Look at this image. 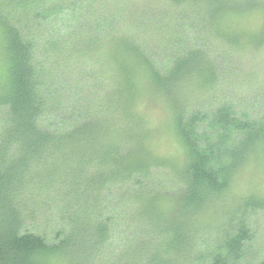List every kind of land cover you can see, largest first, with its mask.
Here are the masks:
<instances>
[{
    "label": "trees",
    "instance_id": "trees-1",
    "mask_svg": "<svg viewBox=\"0 0 264 264\" xmlns=\"http://www.w3.org/2000/svg\"><path fill=\"white\" fill-rule=\"evenodd\" d=\"M5 1L6 4L0 5V28L8 54L9 78L0 95V106L4 107L6 116L1 137L4 140L9 137L10 140L13 135L12 140L20 148V155L25 157L21 163L28 162L26 167L31 166L30 169L23 168V173L12 174L5 184L0 181V264H57L60 259H66L67 264H93V250L105 241L103 237L107 229L111 234V245L120 242L119 250L110 245L115 250L113 256H118L125 264H142L137 261L142 253L145 258L149 255L147 260L152 264H241L249 243L253 241L252 228L245 218L264 211V198L250 194L243 196V203L240 204L239 196L233 195L231 190L236 170L246 158L251 154L264 153V116H256L255 119L227 104L200 111H188L187 103L186 106L180 104L175 109L172 126L178 144L182 145L181 157L184 160H172L169 165L170 162H160L151 155L141 134L128 136V141L121 140L122 134L117 136V141L112 135L110 137L114 141L109 138L110 148L107 151L95 149L96 145L91 149L93 136L100 129L94 122L105 123L106 120L100 118L99 121L91 112L81 116L79 102L71 100L63 107L49 93V75L53 72L48 66L59 65L63 72H70V68L75 70L84 48L95 51L103 38L110 46L113 41H108V35L112 36L110 32L113 28L114 36L119 37L121 45L106 52L100 60L114 77L118 95L114 103L116 112L127 120L128 127L144 122L145 117L137 105L141 96L138 95L137 68H141L160 93L174 96L175 100L178 99L176 86L188 78L196 77L200 89L209 86L214 72L211 60L200 49L187 51L175 39L176 36L183 37L176 30L179 28L176 19L179 15L173 13L176 20L165 39V46L169 45L171 54L174 53L167 63L164 60L161 62L164 69L159 71L139 53L141 49L138 47L143 39L141 37H151L153 24L141 31L134 21L121 23L126 19H115V26L121 23V28L116 29L111 21L104 19L100 23L101 18L99 21L97 18L100 16L93 15L89 19L96 22L95 31L87 30L82 23L81 12L86 11L88 15L96 3L93 2L83 6L79 13L67 12L62 19V23L68 25L64 33L56 28L60 19L54 22L48 19L57 10L56 3L63 5L70 0ZM238 1L244 2V9L251 2L169 0L174 6L183 4L185 9L198 10L200 22L207 25V29L210 25L212 28L216 26L217 37L236 43L239 42L228 31L229 28L226 29L224 19L227 17L234 21L239 15L235 11ZM206 20L208 23H203ZM130 25L131 31H123ZM218 26L223 30H218ZM78 29L81 31L78 32ZM108 32V35L102 34ZM94 33L99 37L93 36ZM50 45L54 48L47 49ZM57 45L71 53L64 58L58 57V50L61 49H57ZM42 51L46 56L40 59ZM128 59H132V63ZM129 66H133L132 70ZM123 127L126 128L120 125V132L124 131ZM74 145L77 152L70 149ZM68 153L78 156L62 176L65 183H70L67 184L72 188V195L54 200L52 209L56 219L64 215L65 219H60L63 229L67 219L69 227L64 229L63 237L55 233L54 238L48 239L26 226L32 212L29 202L33 192L32 197L30 194L21 197L19 190L22 188L7 190L6 187L12 186V181L20 180V177L25 182L24 173L33 176L28 181L33 186L47 183L53 186L57 181L59 184V163H63V157ZM6 159H9L7 153L0 154V179L3 178L1 174L7 176L10 172ZM165 164L171 168L174 180H169V186L160 192H154L148 185L155 183L152 171L164 168ZM156 179L161 180L162 176ZM23 198L29 202L20 201L21 208L18 213L14 212V202ZM234 201L238 205L232 211L230 205ZM210 211L221 214L217 226L208 219L205 223L201 218ZM130 220L136 223L133 231ZM111 221L113 225L110 228ZM78 228H89L91 236L87 240L91 248L88 254H80L88 241ZM143 231L147 242H158V249L153 254L140 249L142 241L137 238L142 237ZM214 231L219 234L214 235L208 246L209 241H203L208 237L204 235Z\"/></svg>",
    "mask_w": 264,
    "mask_h": 264
},
{
    "label": "rangeland",
    "instance_id": "rangeland-1",
    "mask_svg": "<svg viewBox=\"0 0 264 264\" xmlns=\"http://www.w3.org/2000/svg\"><path fill=\"white\" fill-rule=\"evenodd\" d=\"M4 1L0 0V5L7 3V1ZM93 2L96 3L88 15H86V11L81 12L82 23L87 30L94 29L95 31L96 26L94 23L96 22L89 19L93 15L100 16L97 17L98 21L101 18L100 23L104 19L111 21L113 27L117 19H122V21L126 19L125 22L121 23H132L133 21L138 23L141 31L153 24L154 30L151 31V37H141L143 39L138 44V47L141 49L139 53L143 54L145 59L159 71L164 69L163 63L161 62L164 60L167 63L174 53L171 54L169 45L165 46V39L168 36V32L171 31L172 23L177 19L179 28H176V30L179 35L183 36L175 37L177 43L186 47L187 51L200 49V52H203L204 56L211 60L215 73L213 72L212 83L203 89H200V82L196 77L183 81L182 84L176 86L177 91L175 95L178 99L175 100L174 96H166L160 93L154 86V83L150 81L149 77L141 71V68H137L136 78L139 80L138 95H141L137 105L145 117H143L144 122L134 123V125L128 127L127 125L129 123L126 124L127 120L121 115L119 116L116 112L114 103L118 95L116 94L114 77L102 66L100 60L101 57L106 56V52L113 51L121 45L119 43L121 42L119 37L114 36V28L110 32L112 36L108 35L109 32L102 33L109 36V42L113 41L110 46L106 43L107 40L103 38V41H100L95 51H90L89 47L84 48V52H81L82 54L80 53L82 58L76 64L75 70L70 68V72H67L66 69L63 72L59 65L48 66L49 71L53 72L52 75H49V93L51 92L52 98L57 100V104L62 103L64 107L67 102L74 100L76 103L79 102V106L82 108L81 113H79L81 116H85V112H91L98 117V120L100 118L106 120L105 123L94 122L97 128H100V131L98 130L95 136H93L94 141L89 146L91 149L96 145L95 149L101 152L107 151L110 148V139L111 142L114 141L110 137L112 135H115V140L117 141V136L122 134L121 140L128 141V138H130L128 136L141 134L146 140L148 151L151 155L155 156L158 161L167 164L170 162L169 165H171L172 160L177 162L184 160L181 157V152L183 151L182 145L178 144V137L173 131L172 126L175 109L180 104L184 103L186 106L187 103L188 111L210 110L221 104H227L232 105L239 112H247L255 119L256 116H264V0H251L245 9L244 2L238 1V6L235 11L239 15H236L234 21L227 17L224 19L226 29L229 28L228 31L230 30L239 43L229 41L224 37H221L222 39L217 37V33H215L217 31L216 26L212 28L213 26L210 25L207 29V25L200 22V17L197 15L199 13L198 10L194 8L185 9L183 4H181L182 6H174L169 0H70L63 5L56 3L57 10L52 12L53 16L48 20H53L54 22L60 19L57 22L60 24L56 28L66 33L68 25L67 23H62V19L66 16L67 12L75 11L79 13L83 6L87 7L88 4ZM173 13L175 15L178 14L179 17L174 19ZM44 17L48 18L47 15ZM42 19L45 20V18ZM91 19L93 20V18ZM231 21L232 23H229ZM53 22L52 27L55 25ZM41 23L46 24L47 21H41ZM121 23L117 24L115 28L120 29ZM203 23H208V21L206 20ZM37 25L39 26V23ZM83 25L82 27H84ZM131 29L132 26L130 25L124 28L123 31H131ZM219 29L223 30L218 26ZM80 31L81 29H78V32ZM96 35L99 37L97 33L93 34V36ZM3 36L0 28V95L4 92L9 78V68L7 65L8 54L4 47ZM48 48L52 49L54 47L50 45L47 46ZM62 48L63 46L60 47V45H57V49H61L58 50V57L64 58L68 56V53H71V51L63 50ZM42 52L40 59L46 56L45 52ZM132 57L130 56V58ZM129 60L127 61L129 62ZM129 63H132V59ZM129 67L132 70L133 66ZM75 72L78 73L76 74ZM5 117L4 107L0 106V154H8L9 159L6 160H8V170L10 171L7 176L1 174L3 178L0 181L3 184L7 183L9 177H12V174H15V172L17 174L23 173V168L30 169L31 166L26 167L25 164H28V162L21 163L23 162L22 160H25V157L20 155L22 154L20 148L12 140L13 135L10 140L9 137L6 140L1 137L3 135L2 129ZM120 125L126 126V128L123 127L125 128L123 132L119 130ZM76 148L74 145L70 149L71 151L77 152ZM85 152L88 153L87 151ZM74 154H65L63 163H59V169L61 170V176L58 179H61L59 184H57L59 182L57 181L53 186H50V183L33 186V184L28 183L33 176L31 177V174L24 173L23 178L25 182H22V178L20 177V180L12 181V186L6 187L7 190L14 187L16 189L22 188L21 191L19 190L21 197L28 194L32 197L33 192V197L30 202L27 198H23L17 201V203L14 202L13 211L18 213L21 208L20 201L23 203L28 201L32 207V212L26 226L48 239L54 238L55 233L62 234L63 237L64 229H68L69 227L67 219L65 220L63 229V223L60 219L62 218L64 220L65 217L62 215L60 219H56L52 205L55 203L54 200L59 201L72 195V188L69 187L70 183H65L62 180V176L66 173L65 171L70 169L75 159L78 158ZM16 164H18L17 167ZM168 166L165 164L164 168L154 169L152 171V175L155 176L153 177V179L155 178V183L150 182L148 185L154 192H160L161 189L169 186V180H174L171 176L172 170L171 168H167ZM157 176H162V179H156ZM231 192L233 195L236 194L239 196L237 199L240 200V204L243 203V196L246 195L253 194L259 198H264V153H261V155L251 154L246 158L241 167L236 170V178L233 180ZM231 204L230 210L235 211L238 205L237 202L234 201ZM115 205L116 202L114 203ZM117 206L119 207V204ZM34 210L35 212L33 213ZM111 216L115 217V214H111ZM220 216L221 214L210 211L201 218L204 221L208 219V221L217 226L220 221ZM112 222L109 223L110 228L113 225ZM245 222L252 228L253 241L251 244L249 243L245 251L246 254H244L245 259L241 264H264V211L246 217ZM129 223L133 226L131 228V231H133L136 223L133 220H130ZM88 229L78 228L84 234L86 240L91 236ZM143 234L146 233L143 231L141 233L142 237L139 236L137 238L139 242L142 241L140 243L142 245L140 249L144 248L148 254H153L154 250L157 251L158 249L156 248L158 242H147ZM217 234L219 233H216V231L206 233L204 236L208 237V239H204L203 241H209V246L211 244L210 240H213ZM110 236L111 234L107 229L106 236L103 237L105 241L95 246L93 250L94 255L92 256L95 258H93V264H125L121 258L113 256L115 255V250L111 246L118 247L119 250L120 242H113L111 245L112 241ZM143 238L145 239L143 240ZM85 245L80 254H88L91 244L88 241ZM198 245L200 246L199 242ZM196 252L198 253V251ZM142 256L144 258L146 257L142 253L140 259L137 261H140L142 264H152V262L147 260L149 255L145 258L147 261H144ZM67 263L69 262L66 259H60L57 262V264Z\"/></svg>",
    "mask_w": 264,
    "mask_h": 264
}]
</instances>
